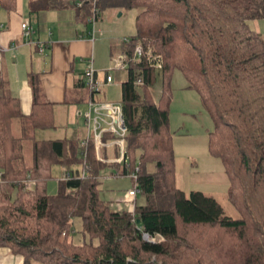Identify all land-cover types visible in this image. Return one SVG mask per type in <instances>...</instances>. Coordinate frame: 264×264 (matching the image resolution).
I'll return each mask as SVG.
<instances>
[{
	"label": "trees",
	"instance_id": "obj_1",
	"mask_svg": "<svg viewBox=\"0 0 264 264\" xmlns=\"http://www.w3.org/2000/svg\"><path fill=\"white\" fill-rule=\"evenodd\" d=\"M30 5L35 13L72 6L80 22L95 8L98 21L109 10L137 12L136 34L122 46L131 62L122 85L129 165L120 174L138 168L149 202L135 216L113 212L102 199L105 164L97 160L94 143L37 140L38 129L54 128V107L40 101L39 82L31 77L33 112L25 117L0 76V248L21 256L24 264H264L258 251L264 250V36L251 27L264 19V0H30ZM0 6L14 11L17 0H0ZM136 45L143 48L140 58L134 57ZM176 70L214 122L209 151L224 166L239 218L227 216L215 198L177 187L170 127ZM159 77L156 102L152 88ZM81 84L89 90L84 79ZM99 92L90 91L92 97ZM16 118L24 125L18 139L12 132ZM25 141L32 142L31 165ZM76 163L83 171L71 169ZM53 166L71 175L59 181L56 195L48 193ZM77 219L79 240L73 237ZM142 231L161 241L148 243Z\"/></svg>",
	"mask_w": 264,
	"mask_h": 264
},
{
	"label": "crops",
	"instance_id": "obj_2",
	"mask_svg": "<svg viewBox=\"0 0 264 264\" xmlns=\"http://www.w3.org/2000/svg\"><path fill=\"white\" fill-rule=\"evenodd\" d=\"M110 12L119 13L117 10ZM90 18L86 22H80L77 10L72 6L35 13L31 10L30 0H17V9L14 11L0 6V76L5 81L7 90L19 101L22 114L29 117L33 112L34 100L31 77H35L41 89L40 101L54 107V128L38 129L35 134L37 140L67 139L82 143L90 134L85 113L93 99L96 102L122 104V85L128 81L129 71L113 69V59L123 53V40L129 37H106V32L101 27L98 28L103 19L97 21L94 27L89 22ZM26 22L33 29L30 36H26L22 29ZM258 24L260 29V23ZM36 43L46 45L44 53L39 52ZM89 63H93L101 87L94 97L81 84ZM111 71H123L126 76L118 73L112 75ZM108 76L112 78L111 83H107ZM117 80L122 83L119 89L118 86L115 87ZM14 126L19 131L17 135H14ZM23 129L22 121L14 119L12 132L15 138L22 137ZM26 142L30 141H25L24 145ZM100 156L116 159L119 148L107 147L101 150ZM96 157L98 160L97 154ZM32 162L33 156L31 162L27 163L31 165ZM104 166L100 176L102 199L113 212L133 214L135 206L143 207L148 204L149 200L144 193L136 198L129 196L132 180L128 175L120 174L124 167L111 164ZM71 169L75 172L83 171L82 165L78 163ZM52 174L59 185V181L65 176V169L53 166ZM178 188L184 191L181 187ZM49 190L48 184V193ZM0 264H24V260L7 248H0Z\"/></svg>",
	"mask_w": 264,
	"mask_h": 264
},
{
	"label": "rangeland",
	"instance_id": "obj_3",
	"mask_svg": "<svg viewBox=\"0 0 264 264\" xmlns=\"http://www.w3.org/2000/svg\"><path fill=\"white\" fill-rule=\"evenodd\" d=\"M110 11L102 14L103 21L98 25V28L101 27L106 32V37L119 39L124 36L133 37L136 34L137 12L131 10L115 14ZM258 23H260V29H258ZM258 23L251 22V27L264 36V19L258 21ZM111 73L112 75L118 73L126 76V72L123 71H111ZM115 83V87L118 86L117 89L122 85L118 80ZM171 88L170 127L174 134L175 170L178 187H181L186 193L198 191L215 198L223 207L227 216L239 218L238 209L229 200L230 181L225 173L224 166L221 160L213 157L209 151L210 132L214 130L212 118L205 111L199 94L188 88V81L180 70L174 72ZM161 90L162 80L159 77L152 88L156 102L160 99ZM13 132L14 135L19 134L15 126ZM32 152V142H26L24 157L27 162H31ZM49 185V194L56 195L59 190L58 180L52 179ZM80 223V219L75 220V231L73 233L75 240L82 238L79 232ZM251 239H254V237L251 236L249 240ZM258 251L263 258L264 250L259 249Z\"/></svg>",
	"mask_w": 264,
	"mask_h": 264
},
{
	"label": "built area",
	"instance_id": "obj_4",
	"mask_svg": "<svg viewBox=\"0 0 264 264\" xmlns=\"http://www.w3.org/2000/svg\"><path fill=\"white\" fill-rule=\"evenodd\" d=\"M96 4L97 0H93ZM98 13L96 8L94 9V14L90 18L89 22L95 27L98 21ZM1 29V26H0ZM23 32L26 36L32 34V28L29 23L26 22L22 25ZM123 42H129L128 38L124 39ZM37 48L40 53H44L46 45L44 43H36ZM2 49H0L1 52ZM143 55V48L141 45H136L134 48V57L140 58ZM131 60L129 56L125 53H120L113 59V69H128ZM85 86L89 88L91 92H99L101 87L97 80V71L93 63H89L85 76ZM112 78L107 77V83H111ZM142 85V81L138 82ZM85 119L90 129V134L87 139L83 142V146L88 145L91 141L94 143L96 154L98 155V161L102 164H113L125 167L129 165V154L127 148V134L128 128L126 125V120L124 116L123 105L120 103H102L91 101L89 103V110L85 113ZM117 146L119 148V156L116 159H105L100 156L101 150ZM139 169L137 168L135 172L130 173L128 176L132 180V188L129 192V196L136 198L137 195L142 194V190L139 184ZM71 178L70 174L63 177V180H68ZM24 190L28 191L31 188V182L26 181L24 183ZM138 206H135V216ZM135 221V220H134ZM142 230V229H141ZM143 238L145 241L151 244H158L161 239L155 237L146 231H142Z\"/></svg>",
	"mask_w": 264,
	"mask_h": 264
},
{
	"label": "water",
	"instance_id": "obj_5",
	"mask_svg": "<svg viewBox=\"0 0 264 264\" xmlns=\"http://www.w3.org/2000/svg\"><path fill=\"white\" fill-rule=\"evenodd\" d=\"M121 16V15H120ZM138 224H141V221H138Z\"/></svg>",
	"mask_w": 264,
	"mask_h": 264
}]
</instances>
